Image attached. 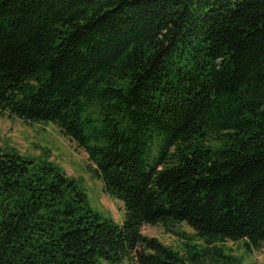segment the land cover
I'll list each match as a JSON object with an SVG mask.
<instances>
[{"label": "trees", "instance_id": "obj_1", "mask_svg": "<svg viewBox=\"0 0 264 264\" xmlns=\"http://www.w3.org/2000/svg\"><path fill=\"white\" fill-rule=\"evenodd\" d=\"M0 114L55 123L124 210L0 147V264H198L264 241V0H0ZM157 223L206 248L142 233Z\"/></svg>", "mask_w": 264, "mask_h": 264}, {"label": "rangeland", "instance_id": "obj_2", "mask_svg": "<svg viewBox=\"0 0 264 264\" xmlns=\"http://www.w3.org/2000/svg\"><path fill=\"white\" fill-rule=\"evenodd\" d=\"M0 147L13 150L25 159L49 162L59 167L80 187L85 188L92 209L117 223L122 222L124 210L120 201L102 191L101 181L94 179L88 169L86 153L63 135L55 123H25L18 118L0 114ZM141 231L183 254H187L188 248L193 251L196 249L200 254V248H206L201 238L186 223H176L170 230H165L159 223L145 224ZM213 247L222 248V252L201 256L198 264H264V241L253 246L243 240L226 239Z\"/></svg>", "mask_w": 264, "mask_h": 264}]
</instances>
